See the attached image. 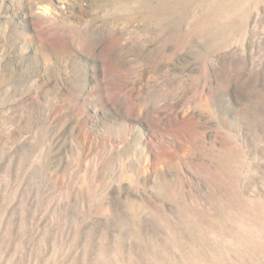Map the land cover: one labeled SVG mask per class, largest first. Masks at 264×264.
I'll return each mask as SVG.
<instances>
[{
  "label": "rangeland",
  "instance_id": "obj_1",
  "mask_svg": "<svg viewBox=\"0 0 264 264\" xmlns=\"http://www.w3.org/2000/svg\"><path fill=\"white\" fill-rule=\"evenodd\" d=\"M0 264H264V0H0Z\"/></svg>",
  "mask_w": 264,
  "mask_h": 264
}]
</instances>
